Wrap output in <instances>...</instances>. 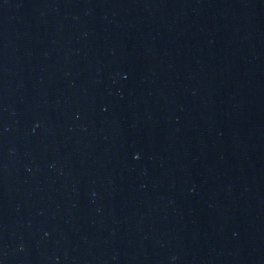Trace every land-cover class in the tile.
Masks as SVG:
<instances>
[{"label":"water","instance_id":"95a60500","mask_svg":"<svg viewBox=\"0 0 264 264\" xmlns=\"http://www.w3.org/2000/svg\"><path fill=\"white\" fill-rule=\"evenodd\" d=\"M0 264H264V0H0Z\"/></svg>","mask_w":264,"mask_h":264}]
</instances>
